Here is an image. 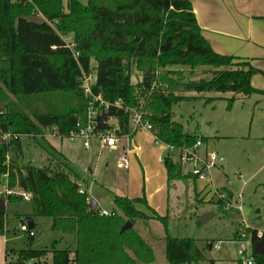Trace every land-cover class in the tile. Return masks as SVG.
Segmentation results:
<instances>
[{
  "label": "trees",
  "instance_id": "1",
  "mask_svg": "<svg viewBox=\"0 0 264 264\" xmlns=\"http://www.w3.org/2000/svg\"><path fill=\"white\" fill-rule=\"evenodd\" d=\"M30 1V5H24L0 0V103L9 102L8 108L0 112V132L12 136L8 144L0 143V185L1 177L7 174L9 188L30 194L32 215L21 220L22 224L26 218H47L51 231L72 240L63 249L54 244L50 250H34L33 237H28V247L9 254L15 256V264H41L48 255L49 263L43 264H151L153 253L145 242L132 229L121 232L126 222L147 224L151 220L161 222L166 232V220L149 208L144 197H115L113 204L122 216L90 213L86 195L78 194V187L73 188L77 176L62 158L54 156V165L48 163L42 168L18 165L23 157L21 138H35L51 128L56 129L55 137L69 138L76 124L84 123L87 101L79 87L81 72L94 70L95 93L108 103L119 102L123 108H136L140 97L155 81L158 83V73L161 82L168 83L169 92L153 91L150 105L145 107L153 133L160 143L173 149L190 148L197 140L204 141L172 120V107L195 98L176 94L264 95L251 86L252 77L259 71L212 51L189 0H86L85 5L78 0ZM33 6L55 25L56 31L31 14ZM57 33L71 35L79 53L77 61ZM174 67H207L214 71L207 79L177 83L167 78L175 74L171 70ZM133 70L141 75L134 85ZM30 101L41 103L44 110L25 112L20 106ZM109 117L118 120V135L128 132V115L123 110L102 112L100 123ZM103 128L105 125L100 124L99 129ZM164 167L168 188L173 182L193 178L183 175L181 165L169 158L164 160ZM16 200L21 199L9 197L5 202ZM139 206L150 214L139 210ZM4 216L0 215V233ZM35 228L34 224L31 230ZM245 238L254 244L264 240V234L259 239L256 231H248ZM235 239L242 241L238 234ZM164 244L167 264L203 260L192 239H175L166 233ZM253 258L255 264H264V254Z\"/></svg>",
  "mask_w": 264,
  "mask_h": 264
},
{
  "label": "rangeland",
  "instance_id": "2",
  "mask_svg": "<svg viewBox=\"0 0 264 264\" xmlns=\"http://www.w3.org/2000/svg\"><path fill=\"white\" fill-rule=\"evenodd\" d=\"M78 1L86 4V0ZM90 65L93 69L94 61ZM171 70L175 74L168 75L167 78L177 83L207 79L214 71L207 67H174ZM140 76L139 72L133 70L131 84H137ZM160 79L159 74L154 91L167 94L169 85L162 83ZM176 95L195 98L174 105L172 120L182 125L186 132L201 138L208 153L216 155L217 165L211 171L213 188L224 195V201L231 204V208L225 209L224 203H218L216 198L199 199L194 182L189 178L176 181L173 188H168L164 160L170 154L163 144L155 145L153 137L144 132H137L132 138L137 152L128 155L127 171L115 166L117 157L122 153L120 147L108 149L93 139L90 147L85 149L84 140L80 138L60 139L48 131L35 138H21L23 157L18 165L29 164L42 168L48 163L54 165V156L62 158L77 176L73 178L74 184L86 192L89 202H96L94 213L104 210L122 216L113 204L115 197L130 200L144 197L149 207L166 220V232L164 225L155 220L147 224L136 221L132 225L131 229L153 253L151 264H167L164 254L166 233L171 238L192 239L196 242L203 260L191 264H234L240 245L235 236L238 234L243 241L249 239L245 238L248 231H264V100L254 95L245 97L215 92H182ZM208 98L212 100L208 101ZM230 99H233L231 103ZM9 100L17 103L14 98L9 97ZM146 101L148 107L150 96ZM1 103L4 104L5 111L9 102ZM20 107L28 113L44 110L41 103L34 101ZM203 126L210 127L205 134L202 132ZM222 159L227 161L224 167L220 166ZM191 170L192 165H184L183 175H188ZM202 185V182H196L195 187L199 190ZM238 206L241 211H237ZM138 208L144 209L141 206ZM145 214L150 213L145 209ZM205 214L211 217L206 222L199 223L198 219ZM31 215L29 202L16 200L7 204L5 232L0 235V264H15V256L10 255V251L28 247V233L22 232L20 226L21 220ZM33 223L36 225L31 243L34 250H50L54 244L57 249H63L72 240L71 237H63L60 233L51 231L50 219L35 217ZM214 244H219L218 251L209 249ZM5 250L7 256H4ZM252 251L253 249L250 250L251 253ZM49 261L48 255L41 264ZM36 263L30 261L28 264Z\"/></svg>",
  "mask_w": 264,
  "mask_h": 264
},
{
  "label": "built area",
  "instance_id": "3",
  "mask_svg": "<svg viewBox=\"0 0 264 264\" xmlns=\"http://www.w3.org/2000/svg\"><path fill=\"white\" fill-rule=\"evenodd\" d=\"M12 4L22 3L24 5L31 4L30 0H9ZM31 14L40 21L47 22L48 25L55 30V25L48 22L44 16L38 11L36 7H32ZM56 31V30H55ZM62 40L64 47L70 52L72 58L77 61L79 53L75 50V44L72 37L69 35H62L57 33ZM158 73H156V78ZM95 83L96 77L94 70H90L88 73L81 72L80 75V90L87 101L86 116L84 123L78 122L76 124V131L71 132L69 139L80 138L84 140L83 147L88 149L90 147L91 140L95 139L100 142V144L108 149H118L122 150L116 160V168L122 171H127L129 169L128 155L134 149L132 138L137 132H144L150 134L154 139V144L158 145L160 142L156 139L153 133V127L148 119V113L145 111L146 99L150 96L155 88H157L156 81L151 85L148 93L143 99H139V103L136 108H123L119 102L108 103L101 94L95 93ZM114 108L116 110H123L125 114L128 115V132L126 134L118 135V120L114 117H109L105 121H101L100 116L102 112H107L109 109ZM105 125V128L99 129V125ZM52 136H55L56 129L51 128L46 130ZM12 136L8 133L0 132V143L8 144ZM120 142H123L120 143ZM120 144V146H118ZM162 144V143H161ZM164 145V144H163ZM169 152V159L174 163L181 165L182 170L184 165H192L191 172L188 175L199 181L210 180L211 171L217 165V157L214 153H208L206 150L204 142L197 140L195 144L190 148L173 149L170 146L164 145ZM202 150V151H200ZM8 157H6L5 165H7ZM3 179L0 185V200L6 201L9 197H17L23 201L29 202L31 196L29 193L19 190L18 188H9L7 181V174L1 177ZM211 192V198H216L218 202L224 203V208H231V204L227 203L223 194L218 193L213 187L209 189ZM85 191L78 188V194L85 195ZM89 203V201L87 200ZM96 210V209H95ZM237 211H241V207H237ZM99 217H110L113 213H108L104 210L96 212ZM22 232H27L28 237H34L35 233L29 230L26 223L20 226ZM257 237L260 239L263 233L256 231ZM239 249L237 252V259L234 264H255L252 253L250 250L253 249V243L248 240L238 241ZM210 249L215 251L219 250V244H214L210 246Z\"/></svg>",
  "mask_w": 264,
  "mask_h": 264
},
{
  "label": "crops",
  "instance_id": "4",
  "mask_svg": "<svg viewBox=\"0 0 264 264\" xmlns=\"http://www.w3.org/2000/svg\"><path fill=\"white\" fill-rule=\"evenodd\" d=\"M189 2L201 34L212 51L221 56L232 57L236 62L248 63L258 70L259 73L251 79V86L264 92V0H189ZM254 96L264 100V95ZM262 120L264 121V117ZM207 128L208 132L210 127ZM132 143L135 146L133 140ZM136 152L135 148L131 151L132 154ZM226 164V159L220 161V166L224 167ZM189 179L194 182L196 196L199 199L206 197L210 200L209 189L213 187L211 178L204 181ZM196 182H202L203 187L198 190L195 187ZM173 183L170 188H173ZM8 203L4 201L5 214ZM141 211L145 213V209ZM258 232L264 234V231ZM4 241L3 237L2 242ZM5 254L6 250L4 256Z\"/></svg>",
  "mask_w": 264,
  "mask_h": 264
},
{
  "label": "water",
  "instance_id": "5",
  "mask_svg": "<svg viewBox=\"0 0 264 264\" xmlns=\"http://www.w3.org/2000/svg\"><path fill=\"white\" fill-rule=\"evenodd\" d=\"M4 110V104L3 103H0V112H3ZM208 128L207 126H203L202 128V132L203 134H205L207 132ZM90 175V174H89ZM73 188L76 189L77 188V185L74 184L73 185ZM96 202L94 200H91L89 202V212L90 213H94L95 212V209H96ZM5 214V205H4V201L3 200H0V215H3ZM211 217V215H208V214H205L203 216H201L199 219H198V222L199 223H204L206 222V220ZM25 223L28 227L29 230H31L33 228V222L31 220V218H26L25 219ZM132 228V224L130 222H126L122 228H121V232H124L126 230H129ZM210 249V247H209ZM264 254V240H261L259 242H256L253 244V256H256V257H260V256H263Z\"/></svg>",
  "mask_w": 264,
  "mask_h": 264
}]
</instances>
